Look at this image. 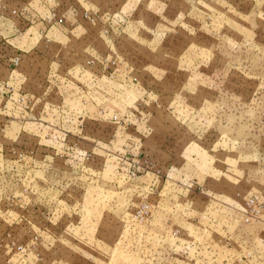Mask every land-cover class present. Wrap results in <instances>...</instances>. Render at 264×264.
Wrapping results in <instances>:
<instances>
[{
	"label": "rangeland",
	"instance_id": "374dc122",
	"mask_svg": "<svg viewBox=\"0 0 264 264\" xmlns=\"http://www.w3.org/2000/svg\"><path fill=\"white\" fill-rule=\"evenodd\" d=\"M0 264H264V0H0Z\"/></svg>",
	"mask_w": 264,
	"mask_h": 264
}]
</instances>
